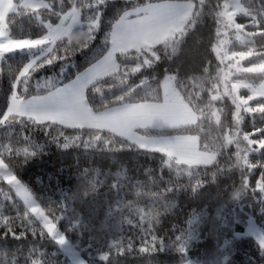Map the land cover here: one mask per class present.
Instances as JSON below:
<instances>
[{"label":"trees","instance_id":"1","mask_svg":"<svg viewBox=\"0 0 264 264\" xmlns=\"http://www.w3.org/2000/svg\"><path fill=\"white\" fill-rule=\"evenodd\" d=\"M47 1V7L28 9L20 6L17 11L9 12L6 17L7 32L10 31V35L16 39L33 40L48 33L46 22L58 23L56 13L67 11L72 4L69 0ZM157 1L162 0H105L99 7L100 28L90 47L81 51L75 42H71L76 51L67 60L63 58V48L69 44V38L84 31L86 23L83 28L78 26L73 29L69 37L58 38L52 46L58 51L35 52V55H39L37 63L57 54L59 59L36 72L27 84V92L22 85L18 96L27 98L48 93L49 89L38 85L49 78H52L54 86L72 80L106 50V34L124 11ZM191 1L195 5L193 27L182 37L176 35L179 44L174 54L171 48L157 46L160 48V59L130 76L123 75V68L134 66L139 54L135 51L118 54L122 66L119 78H109L89 87L86 99L94 111L124 103L162 101L160 81L168 73H175L177 88L201 114L200 119L197 123L179 127H148L142 130L157 135L196 134L201 149L217 154L211 164L165 163L169 158L166 154L140 147L109 129L68 126L56 121L34 124L26 119L27 116L17 114L4 119L16 74L30 62L33 54L17 50L5 54L0 62V157L12 167L11 171L29 188L42 207L49 206L52 201L57 202L50 206L57 215L66 217L58 224L59 229L66 232L68 239L81 250L89 264H150L146 254L118 255L115 259L110 257L108 261L101 260L100 254L107 250L108 243L113 240L122 239L125 244L132 241L137 250L142 240H150L152 235L171 243L175 236L180 235L181 229L188 228V221L194 215L201 219L194 226L196 235L187 248L188 260L195 259L201 264H264V251L256 238L238 235V232L245 231L250 216L256 219L264 231V211H261L260 197L258 193L252 192L264 169H255L249 176L247 194L233 199V193L241 188L242 176L249 171L247 166L241 169L236 165L234 153L239 150L237 145L248 151L249 145L244 135L253 133V139L264 135L255 131L256 128H264V117L242 112L244 120L237 124L235 105L229 95H221V99L213 102L212 108L209 107L215 78L220 79L219 91L224 93L223 77L228 73L229 60L221 63L214 50L222 36L216 35L217 28L221 26L216 23L214 12L224 0H205L204 5L200 4V0ZM241 3L248 14L237 16V19L243 26L241 31L248 38L243 42L233 38L225 45L227 51L221 48V56L225 53L231 55L233 51H264V36L253 38L249 35L256 31L252 27V16L264 11V0H241ZM88 14L85 12L82 15L86 22ZM261 20V27L264 28V17ZM244 62L249 64L256 61L249 58ZM205 69H208L207 73ZM228 76V81L247 79L256 83L262 80L256 74L244 72ZM141 81L147 83L141 84ZM228 86L231 85L228 83ZM249 104L256 106L255 101ZM212 111L220 113L219 123L212 117ZM228 133L237 138L231 145L224 147ZM69 141L70 146L64 148L63 144ZM25 150L35 155L27 158L26 164H21L25 159L22 154ZM249 161L251 164L264 161V151L253 152L249 155ZM196 179L202 181L203 187L195 199H189L190 185ZM93 185L96 188L94 192ZM61 203L65 205L63 210L57 208ZM0 207L3 215L12 217L17 215L18 209L22 213L24 207L15 190L2 181ZM148 213L161 214L159 219L162 223L155 225L154 231L148 230L146 218L141 219ZM78 220L79 225L74 227ZM20 223V220H16L13 224ZM36 227H40L39 221H36ZM21 230L16 227L17 234ZM3 232L4 229L0 228V246L13 249L24 245L27 249L31 244L39 249L35 254L44 264H73L62 246L51 242L50 238L42 239L39 233L33 237L29 232L24 240H17L11 234L2 235ZM90 236L92 239H89ZM152 259L156 264H176L178 256L172 248H165L154 254Z\"/></svg>","mask_w":264,"mask_h":264},{"label":"snow or ice","instance_id":"2","mask_svg":"<svg viewBox=\"0 0 264 264\" xmlns=\"http://www.w3.org/2000/svg\"><path fill=\"white\" fill-rule=\"evenodd\" d=\"M236 4L239 3V0H235ZM69 3L72 4L73 0H69ZM105 3V0H79L77 7L79 9V14L77 16H67L62 19V16L67 11L62 13H56L59 18V24L53 27L52 25H48V33L44 36L36 39L32 38H21L16 39L10 35V31L6 33L5 38H0V58H2L5 54L11 53L17 50H31L33 47L42 45L45 41L52 42L55 40V33L60 32L64 29L65 21L72 18L73 24L78 23L79 19L85 12L89 13L86 17L87 26L84 32L87 33V38L82 44H77L81 51L84 49H88L93 41L96 39L97 30L100 28L101 16L99 12V7ZM200 4L204 5L205 0H200ZM41 5L47 7V5L43 4V0H41ZM86 5V6H85ZM27 6V5H25ZM177 7L176 5L169 3H159V4H148L143 8H136L134 12H126L124 15L118 17L112 24V28L110 32L106 34L105 37V45L106 50L99 56H97L93 62L90 63L89 67L85 69L83 73H78L74 80L68 82L63 87L54 86L52 82V78H49L45 83L38 85L41 88L49 89L46 95H37L33 96L30 100L27 101V104L22 105L20 99L16 98V95H10V106L8 108V113H19L23 116L24 110H26L29 106L31 108V113L29 116L33 119L35 123H43L45 121H59L60 123L67 124L70 119L73 117L80 118L85 115V106H86V98H87V89L91 86L96 85L98 82L103 80L118 77V73L121 71V65L117 58L118 54H124L129 51H135L139 55L137 56V63L134 66H124L123 75L130 76L136 73L141 72V70L145 67H150L154 62L160 59L158 55L159 49L157 46H165L172 49V53L174 54L177 51V45L179 41L176 40V34H183L184 32V23L189 20L192 16L193 9L195 5L189 3L183 5L186 9L184 15L180 16L179 20L171 21L170 20V12L168 10ZM4 8V0H0V9ZM218 10L214 12L216 17V23L221 27H218L216 30L217 37L221 36L222 30L223 35H227L229 30L236 29L237 31L241 30L243 26L236 23V13L232 11L233 3L232 0H224L223 4L217 6ZM246 11V10H243ZM136 15L137 17H141L136 20H131L130 17L132 15ZM199 15V13H197ZM261 17H264V11L260 13V15L252 16V27L256 29L255 32L250 33L249 35L253 38L257 36H264V28L261 27ZM71 27V25H69ZM83 28L84 26L81 25ZM7 40L8 42H5ZM225 40H219L218 46L214 49L217 53V56L220 57L221 63L225 60H233L235 58H239L236 64H229V69L235 67L237 72L251 73L256 74L264 80V59H259V57H264V51H256L251 49L248 52H235L231 53V56H228L225 53L221 56V47ZM76 47L71 45V42L63 48L64 59L67 60L69 56L73 55L76 51ZM51 50V51H49ZM49 52L58 51L53 48L48 49ZM56 60L59 59V55H55ZM249 58H253L254 62L250 67L240 68L239 62L243 60H247ZM35 59L31 60V62L27 63L22 69L24 71V75L21 76V70L16 74V78L14 84L16 85V93L20 90L23 85L24 91L27 92V84L31 80L32 76L40 71L41 68L35 67L32 64ZM37 62V61H36ZM49 66V65H44ZM259 69V70H258ZM205 73L208 72V69L204 70ZM176 76H165L163 81H160L159 88L163 93V103L156 104H145L140 106H131L126 105L124 108L119 110H114L109 113L102 114L101 118L117 120L118 118L127 112H131L136 110L137 108L142 109L144 114L147 115L148 119L143 120L141 122V126L144 124L152 123L155 118L159 117L161 120H165L167 114L173 108V106L183 105V100L179 96L178 92H176L175 83ZM223 80L224 83V93L221 94L219 91L220 79L215 78V83L212 85V89L214 94L210 96L209 107H213V102L221 99V95H229L232 98V103L235 105V117L236 122L239 124L244 120L243 113L249 114H259L264 117V84L260 86V89L257 90L252 89V94L247 95L246 97L237 95V91L240 87H250V85L240 83H232L231 89L229 90L228 83V73L224 74ZM124 80L121 79V83ZM147 83L146 81H141V84ZM98 91L99 89L96 88ZM250 101H255L256 106L253 107L249 104ZM186 107V105H185ZM23 109V110H22ZM90 114V113H89ZM212 117L219 123L221 121L220 116L216 111H212ZM188 117L191 121H195L196 116L191 111L188 112ZM5 119L7 117L5 116ZM256 133H264V128H256ZM239 132H237V135ZM253 133H246L244 135V139L249 145V149L247 151V159L249 161V155L257 150L264 151V135H259V139H253ZM129 138H133L129 136ZM236 136H228L225 137L227 144L231 145L233 141L236 140ZM67 140V137H65ZM70 141L68 143H64L63 147L68 148L70 146ZM139 143V141H137ZM146 145L140 143V147H145ZM163 151V149H161ZM25 159L31 157L34 152H29L25 150L23 153ZM216 159L215 154H211L208 159L204 160L203 163L211 164ZM198 162V161H197ZM249 171L246 175L242 176V185L240 190H237L233 194V199L241 198L246 195L249 185V176L253 173V171L257 168L264 169V161L260 163L251 164L247 166ZM12 167L5 165L0 167V181L6 182L8 186H10L11 190H15V193L20 199L23 201V211L22 213L17 210V215L15 217L6 216L2 214V207H0V228L4 229L2 235H5L7 230V225L13 224L14 221L20 220L22 217L26 220L30 217L34 218L35 221H39L40 227L37 228V232L34 233L37 235L39 233L40 237H47L54 241L55 244L60 246H65L68 243V237L66 232L61 231L58 228V224L60 221L64 220L65 215H57L56 211L50 206L52 204H56L57 202L52 201L49 203V206L42 207L34 196L32 192L24 185L18 177L12 173ZM92 190H95V185H93ZM252 192L254 194H259L260 203L262 205L261 211H264V171L260 173L259 179L256 182L255 188H252ZM64 204H58L57 208L63 210ZM147 219L150 223L154 219L151 213H148L146 217H141V219ZM201 217L194 215L188 221V228L181 229L180 235L175 236V239L171 241V243H167L165 240L160 239L156 235H152L150 240H142V247H140L139 251L143 254H149V248H154L158 251H162L165 248L175 249L178 253L184 254L186 249L188 248L190 242L195 238L196 231L195 227L200 222ZM78 226V225H74ZM154 231V230H153ZM249 232L252 235H256L259 240V247L264 250V234H260L257 232L256 227L252 226L249 229ZM11 235L13 237H18L19 234L17 232H12ZM123 240H113L108 243V255H100V259L104 261H108L111 257L110 253L113 248H119L118 255H124L126 249L121 247L123 245ZM129 246L135 248V245L132 241L128 242ZM104 252V251H103ZM102 252V253H103ZM80 264H84L83 261H80ZM190 264V261H188Z\"/></svg>","mask_w":264,"mask_h":264},{"label":"rangeland","instance_id":"3","mask_svg":"<svg viewBox=\"0 0 264 264\" xmlns=\"http://www.w3.org/2000/svg\"><path fill=\"white\" fill-rule=\"evenodd\" d=\"M189 2L190 1L162 0V1H157V2H152V3H147V4L169 3V4L176 5L177 7L170 9L168 11L170 12V20L171 21H177V20H179L180 16L184 15V13L186 11V9L183 7V5H185ZM191 3L194 4L193 1H191ZM232 3H233L232 11L236 13V23H238L239 25L242 26V24L239 23L237 16L246 15V14H248V11H247L246 7H244L242 5L241 0H239L238 4H236L235 0H232ZM43 4L49 6V3L47 0H43ZM25 5H27V6H25ZM20 6H23V7L28 8V9H39L41 7H44L41 5V0H4V8L0 9V38H5L6 33H7V27H6L7 14L9 12H12V11H17L18 9H20ZM135 8H131L127 11L134 12ZM243 10H246V11H243ZM193 17H194V9H193L192 16L190 17V19L185 21V23L183 25V27H184L183 34L181 35L178 33L176 35H178L179 37H182L189 29H191L193 27ZM59 22L58 23L46 22V25L47 26L52 25L53 27H55L56 25L59 24ZM86 23L87 22L83 19L82 16L80 17L79 22L75 23V24H73L72 18L69 17V19L65 21L64 29L61 30L60 32H57L54 34L55 35L54 41H52V42L45 41L42 45L33 47L31 50H22V51L31 52L33 54L31 57V60H33V59L37 60L39 55H35L34 54L35 52H38V51L39 52L41 51L40 53L48 52V49L52 48L54 42L58 38L69 37L71 35L73 29H75L78 26L84 25ZM69 25H71V27H69ZM232 30H234V31L229 30L230 32L228 31V34L226 36L223 35V30H222L221 39L225 40L226 43H224L220 47L224 51L225 50L227 51L225 45H227L229 42H231L233 38L238 39L241 42L245 41L248 38V36L246 34H244L243 31H241V30L237 31L236 29H232ZM48 31H49V29H48ZM178 36H176V37H178ZM5 42H8V41L5 40ZM227 55L231 56L229 53ZM2 59H3V57L0 58V62ZM31 60H30V62H31ZM237 60H239L238 57L228 62L227 72L229 75L234 74V73H240V72H237L235 67L229 69V64L235 65ZM256 62H259V61H256ZM253 63L254 62L246 64L243 60V61L239 62L238 66L240 68H245V67H250L251 64H253ZM166 76H176V75H175V73H168ZM74 79L75 78H73L72 80H74ZM163 79H162V81H163ZM228 79H230V76H228ZM72 80H70V81H72ZM70 81H68V82H70ZM226 82L229 83V85H231L232 83H240L241 85H244V84L250 85V87H248V88L240 87L238 89L236 94L240 95V96H244V97L252 94V89H256L257 95H258V91L260 89V86L262 84H264V80H260L259 82L254 83V82H251L250 80L248 81L247 79H238L235 81H226ZM67 83H65V84H67ZM65 84L58 85V87H63ZM175 88H176V92H178L179 96L183 100V105L173 106V108L167 114L165 120H161L159 117H157V118H155V120L152 123L144 124V126H141V122L143 120H147L148 117L146 114H144L143 110L139 109V108H137L134 111L122 114L118 118V121L101 118L102 114L109 113V112H112L114 110L122 109L126 105L140 106V105H144V104L163 103V99H162V101H158V102L150 101L151 103H141V102L140 103H137V102L128 103L126 105L118 106V107L108 109L105 111H94V110H92V108L90 107V105L86 99V106L84 109L85 115L83 117H80V118L73 117L72 119H70L68 121L67 124H64V125L87 126V127H95V128H102V129H110V130H112V131H114V132H116L122 136L127 137L129 140H131L132 142L136 143L139 146H140V143L145 144L146 146L143 148L155 149L158 151H161V149H163V151H161V152L166 154L169 157V158H167L168 164H172V163H174V161L183 162V163H187L190 165H192V164H205V163H203V161L208 159L211 154L214 153L215 156H217V154L213 151L201 149L200 140H199L198 135L192 134V133H181V134H170V135L158 134L157 135V134H149V133H146L145 131L142 130V129H146L148 127L173 128V127H179V126L188 125V124H194V123L198 122V120L201 117V114L198 111H196L188 101L185 100V98L182 96L181 92L177 88L176 83H175ZM230 89H231V86L229 87V90ZM242 90H248L249 92L247 93L246 91H242ZM220 93L223 94V91H220ZM17 97H18L17 99L21 100L22 105H25V104H27V101L30 100L33 96L27 97V98H22V97L18 96V94H17ZM185 105H186V107H185ZM9 106H10V102H9L8 108H9ZM8 108H7L6 113H8ZM189 111H191L192 113L195 114V116H196L195 121H191L189 119V117H188ZM6 113L4 115V119H5ZM24 113L25 114L23 116H29L30 115V113H31L30 106L26 110H24ZM16 114L19 115L18 113H12V114H8L7 116L16 115ZM217 114L220 116L219 112H217ZM56 122H59V121H56ZM129 136H131L133 138L130 139ZM228 136H233V135L231 133H228ZM137 141H139V143H137ZM4 165H5V163L3 162L2 158L0 157V167H3ZM34 199H35V197H34ZM252 226L256 227V230L258 233L264 234L262 227L259 225V223L256 221V219L253 216H250L246 222L245 231L238 232V235H251V236L255 237L259 243L257 236L252 235L249 232V229ZM62 248L64 249L65 253L67 254L68 258L70 259V261L73 264H80V261H83L84 264H89L87 259L82 254L81 250L78 249L77 247H75V244L72 243L69 239H68V243L65 246H62ZM189 261H190V264H201L199 261H197L195 259H189Z\"/></svg>","mask_w":264,"mask_h":264},{"label":"clouds","instance_id":"4","mask_svg":"<svg viewBox=\"0 0 264 264\" xmlns=\"http://www.w3.org/2000/svg\"><path fill=\"white\" fill-rule=\"evenodd\" d=\"M145 6H147V5H142L140 7L143 8ZM126 12H129V11H127V10L124 11L122 15H124ZM78 14H79V9L77 7V0H73L71 9L68 12H66L64 14V16H62V19L66 18L67 16H77ZM86 38H87V33L84 31H81L79 33L72 35L69 39H70V42H75L76 44H82ZM49 51H51V50H49ZM55 61H56V57H55V55H52L50 57L43 59V61L40 63L33 61L32 64H34L35 67H37V68H42L46 64L52 65ZM20 75L21 76L24 75L23 69L21 70ZM13 94H15L16 98H18L17 93H16V85L15 84H13ZM8 114L9 113H6V117ZM26 119H28L30 122H32L34 124H39V123H35L33 121V119L31 118V116H27ZM60 134L63 135V133H60ZM223 146L227 147L226 139H225V143ZM237 147L239 150L236 153H234V155L236 157V165H239L241 167V169L244 166H250L251 163L247 159V151L245 149L241 148L239 145H237ZM17 155H19V153H17ZM33 155H35V154H33ZM26 163H27V159H24L21 161V164H26ZM165 163H167V161H165ZM201 187H203V183L201 180L196 179L194 182H192L190 185V192L188 193V198L189 199H195L197 197V195L199 194ZM95 190H96V188H95ZM95 190H92V191L94 192ZM237 190H240V189H237ZM160 215H161L160 213H157V214L153 215L154 219L152 220V222L149 223L147 221L148 230H154L155 225H159L160 223H162V221L159 219ZM20 221H21V223L18 225H16V224L7 225V230H6L5 235H9L14 231L16 232V227H19L22 230L19 232V236L16 237L15 239L24 240L26 238V234L29 232L31 233V235L33 237L37 236L36 234H34L37 232L36 221L34 218L29 216V218L25 220L22 217L20 219ZM79 223H80L79 220L76 221V225H79ZM0 224H2V222H0ZM70 230H72V229H70ZM0 238H2V237H0ZM41 238L45 239L47 237H41ZM89 239H92V237L90 236ZM51 242H54V241L51 240ZM120 246L124 247L126 249V252L124 255L140 256L141 254H143L139 251V249H140V247H142V245L138 248V250L130 247L128 243L127 244L124 243L123 245H120ZM172 250L178 256V260H177L176 264H188L189 260L187 259V249H186V252L184 254L178 253L175 249H172ZM38 251H39V249L36 246L31 245V244L28 246L27 249L24 248V245H18L17 247H15L13 249H10L6 246H0V264H44V261L40 257L36 256V254H35ZM118 251H119V248H113L111 250L110 255L113 259H115V257L118 256ZM158 252H160V251H158L154 248H149L148 257L150 258V264H156L155 260L152 259V257L154 254H156ZM114 253L116 255H114ZM108 254H109V251L107 249L103 253H101L100 255H108Z\"/></svg>","mask_w":264,"mask_h":264},{"label":"crops","instance_id":"5","mask_svg":"<svg viewBox=\"0 0 264 264\" xmlns=\"http://www.w3.org/2000/svg\"><path fill=\"white\" fill-rule=\"evenodd\" d=\"M144 5H148V4H144ZM138 8H141L140 6L138 7ZM139 18H141V17H137L136 15H132L131 17H130V19L131 20H136V19H139ZM89 67V66H88ZM87 67V68H88ZM86 69V68H85ZM85 69L84 70H82L80 73H83V71H85ZM76 77V76H75ZM74 77V78H75ZM47 94V93H46ZM46 94H43V95H46ZM135 103V102H134ZM137 103H140V102H137ZM141 103H151L150 101H147V102H141ZM126 104H128V103H124V104H121V105H117V106H114V107H112V108H115V107H118V106H123V105H126ZM145 105V104H144ZM112 108H109V109H112ZM106 110H108V109H106ZM103 111H105V110H103ZM71 126H74V125H71ZM110 130V129H109Z\"/></svg>","mask_w":264,"mask_h":264}]
</instances>
